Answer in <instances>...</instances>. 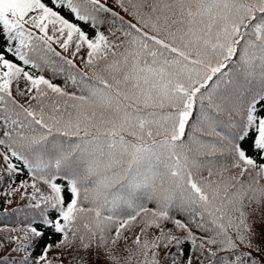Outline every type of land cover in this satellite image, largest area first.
Masks as SVG:
<instances>
[{"label": "snow or ice", "instance_id": "1", "mask_svg": "<svg viewBox=\"0 0 264 264\" xmlns=\"http://www.w3.org/2000/svg\"><path fill=\"white\" fill-rule=\"evenodd\" d=\"M114 3L0 0V264H264V0Z\"/></svg>", "mask_w": 264, "mask_h": 264}, {"label": "trees", "instance_id": "2", "mask_svg": "<svg viewBox=\"0 0 264 264\" xmlns=\"http://www.w3.org/2000/svg\"><path fill=\"white\" fill-rule=\"evenodd\" d=\"M109 5L113 8L114 11L120 12V15L123 16L125 20H130L132 23L136 22L135 20H132L130 16H128L126 13L122 12L118 7H116L114 0H109ZM68 18L71 19V16H69ZM53 47L56 48L57 51H61L57 45L53 44ZM62 55L70 58L68 53H62ZM80 55H85V52L82 50ZM43 74L46 76V78L52 79L57 84L62 83V80L60 78L53 77L50 71L44 72ZM23 179H27V173H25L22 176L16 177L17 184L19 183L20 180H23ZM6 184H7V179L5 180V185ZM5 185H0V193L4 191ZM13 187H15V185ZM41 187L43 188V186ZM44 190L46 191L47 189H44ZM21 191H24V190L22 189ZM27 192L31 193L32 189L30 187L27 188ZM8 199H11L12 201L11 204L6 203V200ZM149 207H152V205H149ZM250 211H251V215H250L248 222L253 226L257 234L254 243L260 244L261 247L264 248V206H260L259 208H257L255 205H253V208ZM34 214H35L34 210L29 207V200L21 199V192H15L10 197L5 196V195H0V226L7 225L9 227H17L21 225L23 222L30 220L34 216ZM166 227L172 228V225L168 224L166 225ZM138 231H139L138 228H133L132 230L126 231L124 233V236L128 238V247L131 248L134 253L136 252V248H135V245L133 244V239L135 235L138 233ZM156 234H157V230L155 228H150L147 238L149 240H152ZM12 235H21V234L17 232V233H13ZM58 239H59L58 236H53L52 240L48 241L47 236H45V239L40 241V245L39 247H37L33 255L39 254L45 242L55 243ZM4 240H5V233L0 232V242H4ZM15 247H16V244H5L4 247H0V258L6 257L10 260L21 259L22 254L11 252V249ZM123 247H124V241L121 240V242L114 249V251H116L121 256V264H125L123 258L129 256V252L121 251ZM184 247L187 253L188 246L185 245ZM172 251H175V249H172ZM241 251H248V249L242 247ZM57 252H58L57 249H53L49 253V256L52 257L54 260V264H60L59 261H56L54 259L57 255ZM253 256H256L255 251H253ZM87 259L89 261H95V257L91 253L88 254ZM103 260L104 258L102 257L101 261L96 262V264H103ZM142 260H143V255L137 253L132 256L130 264H140ZM160 260H161V264H170L169 261L164 260V251L160 252ZM65 264H66V261H65ZM193 264H197V262L193 260ZM205 264H207V262H205Z\"/></svg>", "mask_w": 264, "mask_h": 264}]
</instances>
